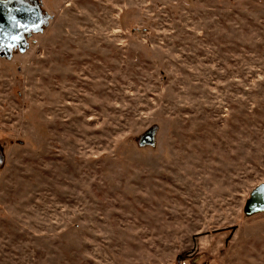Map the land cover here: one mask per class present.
Segmentation results:
<instances>
[{"label":"rangeland","instance_id":"374dc122","mask_svg":"<svg viewBox=\"0 0 264 264\" xmlns=\"http://www.w3.org/2000/svg\"><path fill=\"white\" fill-rule=\"evenodd\" d=\"M41 1L0 59V264H264V0Z\"/></svg>","mask_w":264,"mask_h":264},{"label":"flooded vegetation","instance_id":"af4514ba","mask_svg":"<svg viewBox=\"0 0 264 264\" xmlns=\"http://www.w3.org/2000/svg\"><path fill=\"white\" fill-rule=\"evenodd\" d=\"M41 5V0H0L1 60L15 61L26 50L34 33L46 26L49 15Z\"/></svg>","mask_w":264,"mask_h":264},{"label":"water","instance_id":"95a60500","mask_svg":"<svg viewBox=\"0 0 264 264\" xmlns=\"http://www.w3.org/2000/svg\"><path fill=\"white\" fill-rule=\"evenodd\" d=\"M155 130H152L144 135L140 140V145H154L155 144ZM245 213L247 215H255V213L264 212V184L257 187L252 193L250 199L247 201Z\"/></svg>","mask_w":264,"mask_h":264},{"label":"built area","instance_id":"2783aa9c","mask_svg":"<svg viewBox=\"0 0 264 264\" xmlns=\"http://www.w3.org/2000/svg\"><path fill=\"white\" fill-rule=\"evenodd\" d=\"M181 264H187L186 260H185V261H183V262H181Z\"/></svg>","mask_w":264,"mask_h":264}]
</instances>
